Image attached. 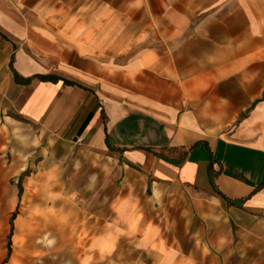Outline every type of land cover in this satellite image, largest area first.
<instances>
[{"label":"crops","instance_id":"crops-1","mask_svg":"<svg viewBox=\"0 0 264 264\" xmlns=\"http://www.w3.org/2000/svg\"><path fill=\"white\" fill-rule=\"evenodd\" d=\"M17 1L0 0V109L112 158L126 198H181L214 260L264 264V0H100V25L121 29L110 51Z\"/></svg>","mask_w":264,"mask_h":264},{"label":"rangeland","instance_id":"rangeland-1","mask_svg":"<svg viewBox=\"0 0 264 264\" xmlns=\"http://www.w3.org/2000/svg\"><path fill=\"white\" fill-rule=\"evenodd\" d=\"M32 1L8 8L54 22L67 14L72 21L59 28L85 49L110 51L121 30L100 25V0ZM98 56L118 63L129 55ZM117 168L107 155L0 109V264H225L214 260L208 222L184 214L179 197H124Z\"/></svg>","mask_w":264,"mask_h":264},{"label":"trees","instance_id":"trees-1","mask_svg":"<svg viewBox=\"0 0 264 264\" xmlns=\"http://www.w3.org/2000/svg\"><path fill=\"white\" fill-rule=\"evenodd\" d=\"M10 67L12 68V71H13V74H14V79L15 81L18 83V84H28L31 82V80L33 79L34 76L32 77H23L22 75L19 74V72L14 68L13 66V56H12V60H11V63H10ZM39 78L43 79V80H53V81H56L59 79V77L57 76H53V75H49V76H44V75H37ZM65 83L66 84H75L74 82L72 81H68V80H65ZM216 171L213 169V166L210 165V168H209V179H210V183L211 185L213 186V188L217 191V193L222 196L223 198L227 199V197L221 192L218 190L216 184H215V176H216ZM19 195L22 194V186L19 185ZM229 202L233 203V204H240L241 201H238V200H230V199H227Z\"/></svg>","mask_w":264,"mask_h":264}]
</instances>
